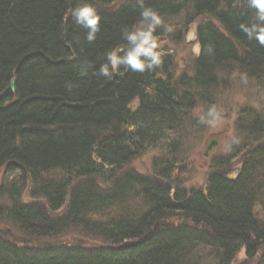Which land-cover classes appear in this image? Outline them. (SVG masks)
Instances as JSON below:
<instances>
[{"label": "trees", "instance_id": "trees-1", "mask_svg": "<svg viewBox=\"0 0 264 264\" xmlns=\"http://www.w3.org/2000/svg\"><path fill=\"white\" fill-rule=\"evenodd\" d=\"M118 1L0 0V170L21 172L0 185V220L33 239L0 236V264H232L240 250L246 263L261 252L264 264V140L235 177L221 160L204 189L172 187L168 165L153 177L125 168L196 101L209 103L227 68L264 78V46L240 30L255 10L246 0H144L163 19H200L193 73L172 79L164 55L151 72L122 68L105 79L106 52L140 19L137 0ZM81 4L101 18L92 43L70 15ZM242 128L262 137L264 119L256 114ZM27 186L38 201L21 202ZM75 232L103 245L65 241Z\"/></svg>", "mask_w": 264, "mask_h": 264}, {"label": "rangeland", "instance_id": "rangeland-1", "mask_svg": "<svg viewBox=\"0 0 264 264\" xmlns=\"http://www.w3.org/2000/svg\"><path fill=\"white\" fill-rule=\"evenodd\" d=\"M122 1L124 0H119L117 3L119 4ZM182 18L183 14H179L163 19L165 25L174 27L175 30L171 33H167L163 27L157 29L160 34L158 36L165 41L163 45L165 55L171 59L172 65L169 74L172 79H176L183 74L190 76L193 73V62L197 56L192 50L195 41H186L185 35L193 26L196 28L200 19L184 26ZM205 19L201 18V20ZM169 49H171L170 52ZM178 59L184 62V68L179 74L177 73ZM219 77L209 103L196 101L193 108L185 112L183 121L176 130L166 132L163 142L137 154L125 168L153 177L154 174L159 172L160 168L168 165L172 169L168 176L171 186L185 190L204 189L207 175L211 171L220 168L219 162L221 160L225 162L224 170L230 176L235 177L239 173L241 164L246 160H251L247 152L251 150L250 146L253 147L264 140V136L255 138L248 136L246 130L242 128L245 122L247 123L256 114L264 119V78H248L233 68H227L225 74L223 76L219 75ZM132 106H137L136 100L132 102ZM210 106H215L223 113V122L216 128L209 127L199 121V116L204 114ZM233 135L239 142L226 151L224 146L231 141ZM212 141L215 142V145L205 156L203 153ZM173 142L178 143V148L175 151L171 150ZM11 174L14 175L10 176L2 168L0 170V185L8 184L13 178L16 180L21 172ZM29 192L30 186H27L21 194V202L39 200L31 198ZM133 205H127L125 208L130 209ZM109 215H113V212ZM108 217L106 216V219ZM0 236L17 242L33 240L21 235L15 224L1 220ZM70 238H73V240L68 243H79L88 247L103 245L101 240L79 232L71 233L64 239L68 241ZM36 243L41 244L43 242L36 241ZM205 251L201 248L197 249L199 254H203ZM260 258L261 252L246 263L243 250H240L232 264H257Z\"/></svg>", "mask_w": 264, "mask_h": 264}, {"label": "clouds", "instance_id": "clouds-1", "mask_svg": "<svg viewBox=\"0 0 264 264\" xmlns=\"http://www.w3.org/2000/svg\"><path fill=\"white\" fill-rule=\"evenodd\" d=\"M137 3L142 6L139 22L132 29L122 31V39L125 41L123 46L117 44L105 54L108 63L102 65L99 70V74L105 79H112L114 73L120 74L122 68L125 71L144 73L162 66L165 41L156 34V29L162 26L167 33H171L175 29L172 25L164 24L158 10L151 6H144V0H137ZM246 3L250 9L255 10V22L241 23L240 30L245 33L248 39H255L261 46H264V0H246ZM70 15L77 26L86 30V40L92 43L100 31L101 18L96 9L89 4H81L72 8ZM185 39L186 41H195L192 50L198 56L201 46L195 26L186 33ZM207 50L212 52V46L209 45ZM170 51L171 49H169ZM177 63V73L179 74L184 68V62L178 59ZM91 67V64L82 66L81 74L86 75ZM199 121L209 127L216 128L223 122V113L215 106H210L204 114L199 116ZM238 142V139L233 135L231 141L225 144V150H230L232 145Z\"/></svg>", "mask_w": 264, "mask_h": 264}, {"label": "water", "instance_id": "water-1", "mask_svg": "<svg viewBox=\"0 0 264 264\" xmlns=\"http://www.w3.org/2000/svg\"><path fill=\"white\" fill-rule=\"evenodd\" d=\"M66 24H67V21H65L64 33H65L66 30H67V29H66ZM9 86H10L11 89H13V80H10ZM214 145H215V142L212 141V142L206 147V150L204 151L203 154L206 156V155H207V152H208L209 150H211V148H212Z\"/></svg>", "mask_w": 264, "mask_h": 264}]
</instances>
